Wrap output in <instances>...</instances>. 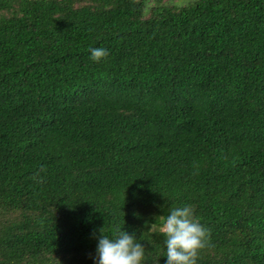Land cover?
<instances>
[{
    "label": "trees",
    "instance_id": "obj_1",
    "mask_svg": "<svg viewBox=\"0 0 264 264\" xmlns=\"http://www.w3.org/2000/svg\"><path fill=\"white\" fill-rule=\"evenodd\" d=\"M148 3L0 0V264H93L116 225L165 264L185 204L196 264H264V0Z\"/></svg>",
    "mask_w": 264,
    "mask_h": 264
},
{
    "label": "clouds",
    "instance_id": "obj_2",
    "mask_svg": "<svg viewBox=\"0 0 264 264\" xmlns=\"http://www.w3.org/2000/svg\"><path fill=\"white\" fill-rule=\"evenodd\" d=\"M93 61L108 55L103 47H91ZM165 264H196V256L208 242V229L193 218L188 205L172 208L160 225ZM93 264H145V248L134 233H129L120 225L114 226L111 236L99 234Z\"/></svg>",
    "mask_w": 264,
    "mask_h": 264
},
{
    "label": "rangeland",
    "instance_id": "obj_3",
    "mask_svg": "<svg viewBox=\"0 0 264 264\" xmlns=\"http://www.w3.org/2000/svg\"><path fill=\"white\" fill-rule=\"evenodd\" d=\"M161 2H166V3H169V4H179V5H182V4H185L187 3V1L189 0H160ZM153 4V0H149V3H148V6H147V11H148V8L149 6ZM146 11V13H147Z\"/></svg>",
    "mask_w": 264,
    "mask_h": 264
}]
</instances>
